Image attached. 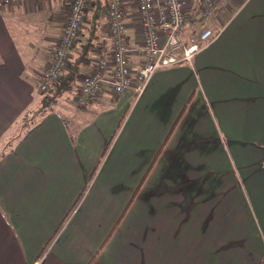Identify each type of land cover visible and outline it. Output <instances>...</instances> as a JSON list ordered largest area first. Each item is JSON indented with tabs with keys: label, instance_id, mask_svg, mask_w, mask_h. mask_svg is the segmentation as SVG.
I'll return each mask as SVG.
<instances>
[{
	"label": "crops",
	"instance_id": "1",
	"mask_svg": "<svg viewBox=\"0 0 264 264\" xmlns=\"http://www.w3.org/2000/svg\"><path fill=\"white\" fill-rule=\"evenodd\" d=\"M188 1L186 31L218 37L83 108L95 54L71 92L39 90L66 0L0 8V264H264V0H216L206 19ZM105 11L91 0L72 56L110 40Z\"/></svg>",
	"mask_w": 264,
	"mask_h": 264
},
{
	"label": "built area",
	"instance_id": "2",
	"mask_svg": "<svg viewBox=\"0 0 264 264\" xmlns=\"http://www.w3.org/2000/svg\"><path fill=\"white\" fill-rule=\"evenodd\" d=\"M52 0H0V8L26 2ZM105 16L110 40L94 49L95 68L81 80V94L76 96L80 107H87L107 87L119 96L131 90L139 95L153 75L163 68L191 63L195 54L210 45L221 33L205 24L196 27L187 38L188 0H105ZM68 11L62 35L48 66L41 76L39 89L47 92L67 69L80 38L85 11L91 0H66ZM136 5L138 43H131L127 25V3ZM216 0H202V19L212 17ZM135 56V57H134ZM133 57L138 69L133 70Z\"/></svg>",
	"mask_w": 264,
	"mask_h": 264
},
{
	"label": "trees",
	"instance_id": "3",
	"mask_svg": "<svg viewBox=\"0 0 264 264\" xmlns=\"http://www.w3.org/2000/svg\"><path fill=\"white\" fill-rule=\"evenodd\" d=\"M97 1L106 4L105 0ZM82 47L84 50L79 51L78 55H76V53L73 54L71 61L67 69L61 75L60 80L49 86V89L46 92V97L48 99L53 101L57 97H61L62 95L72 91L74 82L77 78V75L79 74L81 67L86 66L90 63L91 57L94 54L93 52L96 44L92 40H89V42Z\"/></svg>",
	"mask_w": 264,
	"mask_h": 264
},
{
	"label": "rangeland",
	"instance_id": "4",
	"mask_svg": "<svg viewBox=\"0 0 264 264\" xmlns=\"http://www.w3.org/2000/svg\"><path fill=\"white\" fill-rule=\"evenodd\" d=\"M105 9V8H104ZM126 9H127V15H128V13L130 12V13H134V12H136V5L135 4H133L132 2H130V3H127V5H126ZM201 24V23H200ZM200 26V25H199ZM135 29L137 30V23H136V26H135ZM188 29L190 30V27H188ZM136 30L134 31H130V33H131V35H132V33H133V35H135V33H136ZM189 30H188V32L186 31V37L188 38L189 37V35H190V33L191 32H189ZM137 34V33H136ZM137 42V40H134L133 42ZM77 80L80 82V77H77ZM74 92V91H73ZM114 100V102H116L117 101V98H114L113 99ZM128 110H130V107L129 108H127L126 109V112H125V115H124V117L127 115V113H128ZM123 117V118H124ZM123 122V121H122ZM122 122L120 123L121 125H122ZM121 125H120V127H121ZM119 127V128H120ZM107 146H109V145H107Z\"/></svg>",
	"mask_w": 264,
	"mask_h": 264
}]
</instances>
